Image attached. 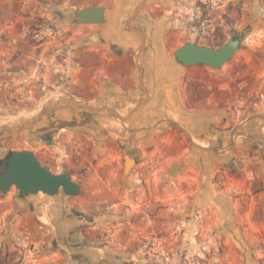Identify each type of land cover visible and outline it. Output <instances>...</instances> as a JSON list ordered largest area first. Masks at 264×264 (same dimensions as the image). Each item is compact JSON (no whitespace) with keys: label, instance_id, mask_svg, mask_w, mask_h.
<instances>
[{"label":"rangeland","instance_id":"1","mask_svg":"<svg viewBox=\"0 0 264 264\" xmlns=\"http://www.w3.org/2000/svg\"><path fill=\"white\" fill-rule=\"evenodd\" d=\"M147 1L0 0V141L53 133L47 162L81 184L72 196L0 189V264H264V0ZM146 4L155 18L171 21L154 40L160 59L172 60L188 41L218 48L234 30L252 26L221 68L172 60L183 85L195 66L229 79V106L244 107L242 121L259 124L250 133L241 120L230 122L226 145L210 160L199 134L191 139L167 114L156 118L158 133L145 143L127 122L146 100L140 34L130 52L138 92L132 103L87 89L97 72L91 48L105 44L88 36L116 20L127 32L141 30L137 17ZM92 5L112 8L106 21L76 22L75 11ZM257 130L262 134L250 138ZM253 139L259 144L247 152L236 147ZM12 150L1 149L0 158ZM126 153L136 158L128 173ZM178 161L182 168L169 175Z\"/></svg>","mask_w":264,"mask_h":264},{"label":"crops","instance_id":"2","mask_svg":"<svg viewBox=\"0 0 264 264\" xmlns=\"http://www.w3.org/2000/svg\"><path fill=\"white\" fill-rule=\"evenodd\" d=\"M143 9L144 11L139 16L141 30L138 31L146 46L140 57L143 64V77L142 84L139 86L146 100L137 104L127 122L140 130L142 143H145L150 133L152 138L158 133L160 125H153L156 118L167 114L171 120L178 122L187 130L191 139H195V136L199 134L201 137L200 152L210 160L213 155H218L216 148L222 150L221 148L226 145L225 133L229 131L230 122L241 120L240 129L250 133L252 131L250 128L259 124L250 118L242 121L241 114L246 112L244 107H237L235 111L229 106L231 100H235V91L232 90L229 93L227 90L230 84L229 79H221L219 75L195 66L187 71L183 85L177 64L172 60L160 59L153 52V49L157 48L154 40L162 27V22L157 19L156 8L146 4ZM116 15H121V12H117ZM117 22L116 20L114 25L107 26L100 31L102 38L110 39V44L105 43L102 47L91 48L94 56V69L97 72L95 77L88 81L87 89L88 91L98 90L100 93L96 94V97H108L113 101L123 98L127 104H130L132 98L138 96L134 88L135 59L133 60L130 55L131 50L136 46L135 34L138 33L135 29L131 32L125 31ZM223 94H227L228 97L226 98ZM119 112L129 113L128 111L122 112V109H119ZM260 134L262 132L257 130L256 133L252 132L250 138H258ZM209 136L216 137V142L208 139ZM51 140H55V135L49 131L35 135L30 132L20 133L14 136L13 140L3 139L2 143L0 141V155L3 148L35 150L39 160L52 169L50 163L47 162L51 160L45 150L52 142ZM25 143L30 144L31 147H25ZM250 143L236 145V147L242 152H247L251 145L259 144L254 139Z\"/></svg>","mask_w":264,"mask_h":264},{"label":"water","instance_id":"3","mask_svg":"<svg viewBox=\"0 0 264 264\" xmlns=\"http://www.w3.org/2000/svg\"><path fill=\"white\" fill-rule=\"evenodd\" d=\"M75 21L96 24L104 23L106 21V7L104 5H92L76 10ZM251 30L252 26H247L241 31L234 30L232 37L218 48L188 41L173 50L170 57L181 66L204 64L218 69L244 46V42L251 33ZM99 34V41H103L101 33L95 31L88 36V42L91 44L95 43L92 37ZM105 109L123 120L127 117L120 116L110 107H106ZM127 155L129 153L124 155L125 173H128L126 170L129 167ZM134 160L136 161L135 157ZM178 165L182 168L183 162L178 161L174 163L168 170V174L171 175L172 170ZM0 167H2L0 170V189L3 192H8L12 187L17 188L21 195L44 193L54 196L63 191L66 195L72 196L81 192V184L73 178L70 172L53 171L43 164L36 153L30 149L10 151L4 159L0 160Z\"/></svg>","mask_w":264,"mask_h":264},{"label":"flooded vegetation","instance_id":"4","mask_svg":"<svg viewBox=\"0 0 264 264\" xmlns=\"http://www.w3.org/2000/svg\"><path fill=\"white\" fill-rule=\"evenodd\" d=\"M110 10H112V8H110V7H106V18L108 17V11H110ZM142 11H144V9H142L140 12L142 13ZM152 16V15H151ZM137 18H139V17H137ZM169 22H171L170 20H165V21H163L162 22V27L160 28V33H161V31L163 32L164 31V28H166L167 26H169L170 24H168ZM138 34H140V32L137 30L136 31ZM93 33V32H92ZM101 33V32H100ZM159 33V34H160ZM158 34V35H159ZM102 35V34H101ZM157 35V36H158ZM104 39V38H103ZM104 41H105V43L106 44H110V39L108 38V37H105V39H104ZM163 46H166L165 44H163ZM37 155V154H36ZM37 157H38V155H37ZM39 158V157H38ZM44 164V163H43ZM2 169V167H0V170Z\"/></svg>","mask_w":264,"mask_h":264},{"label":"bare ground","instance_id":"5","mask_svg":"<svg viewBox=\"0 0 264 264\" xmlns=\"http://www.w3.org/2000/svg\"><path fill=\"white\" fill-rule=\"evenodd\" d=\"M84 16V15H83ZM99 39H100V34L99 35H95V36H93L92 37V40L94 41V42H97V41H99ZM52 141V140H51ZM127 158H128V165H129V167H128V169L126 170V172H129V170H130V167H132V165L135 163V160H134V157L132 156V155H127ZM181 167H180V165H178V166H176V168L175 169H173L172 170V173L171 174H174L177 170H179Z\"/></svg>","mask_w":264,"mask_h":264},{"label":"built area","instance_id":"6","mask_svg":"<svg viewBox=\"0 0 264 264\" xmlns=\"http://www.w3.org/2000/svg\"><path fill=\"white\" fill-rule=\"evenodd\" d=\"M240 85V84H239ZM252 177V176H251Z\"/></svg>","mask_w":264,"mask_h":264}]
</instances>
